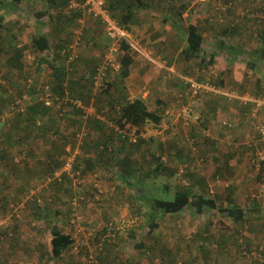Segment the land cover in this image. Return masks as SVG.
Returning a JSON list of instances; mask_svg holds the SVG:
<instances>
[{
  "label": "rangeland",
  "instance_id": "rangeland-1",
  "mask_svg": "<svg viewBox=\"0 0 264 264\" xmlns=\"http://www.w3.org/2000/svg\"><path fill=\"white\" fill-rule=\"evenodd\" d=\"M78 2L70 9L60 0H0L10 29L0 31V117L36 131L28 145L0 146L9 155L0 161V264H243L247 255L238 244L244 251L249 245L264 264V178L253 164L264 152L258 128L264 130V0H142L137 21L124 30L135 59L124 82L120 40H110L107 24ZM35 9L45 18L39 21ZM193 20L204 36L203 54L185 62L180 54ZM40 31L51 49L37 55L67 71L64 99L44 92L53 73L47 63L36 71L32 51L16 59L25 71L7 65L6 53ZM221 41L240 52L221 50L214 64L200 62ZM70 46L74 60L61 53ZM138 97L152 110L162 99L164 120L147 123L144 142L130 133L119 151L120 103ZM34 102L49 106L37 119L44 131L29 122ZM125 156L132 176L119 161ZM159 163L162 171L155 172ZM144 187L166 199L185 191L194 201L203 195L232 202L246 218L224 230L210 227L216 210L198 213L192 204L177 214L157 211L159 226L150 231L147 218L155 210L141 197ZM55 228L74 238L61 257L52 253Z\"/></svg>",
  "mask_w": 264,
  "mask_h": 264
},
{
  "label": "trees",
  "instance_id": "trees-1",
  "mask_svg": "<svg viewBox=\"0 0 264 264\" xmlns=\"http://www.w3.org/2000/svg\"><path fill=\"white\" fill-rule=\"evenodd\" d=\"M50 1L51 3L53 2L56 3L57 0H50ZM60 1L66 2L67 5H69L67 0H60ZM141 1L142 0H110L109 5L107 4L105 9L108 12H110L111 18H114L117 21V24L120 26V28L125 30L130 24H134L137 21V16H136L137 8H138L137 3H141ZM10 6L11 3L3 5V7L5 8H9ZM3 15L2 14L0 15V29L4 25L3 21L5 20V18ZM35 15L38 17V20L40 21L42 19V16H44L45 14L44 12L42 11L40 12L38 9H35ZM116 17H119V20H117ZM5 28L8 27L5 26ZM106 34L110 40H114V38H112L109 35L108 31H106ZM186 34L187 36L185 43L187 44L185 47L182 48L180 55L185 62H191L193 60L195 61V59L200 58L201 55L203 54V43H204V36L199 31V23L197 20H193L188 25ZM116 40H120V44L118 46L120 51L122 52V56L120 59L119 76H121L120 82H124L125 78H127L131 73V66L134 63L135 59L130 52L132 46L128 42L126 37H120ZM50 47H51V41L48 35L43 31H40L39 33H36L33 36H31L29 40V45H25L22 49H17L14 52V54L11 55V58H8L6 62L7 65H9L10 67L12 66L16 68L18 72L25 71V69H27L25 65L21 63L20 60H16V59L23 55V51L25 52L32 51L36 56V59H38V65L36 66V71L40 69V66L42 64L47 63L48 68H50L53 73L54 80L52 81V85L51 87H49V90L45 89L44 92H47L51 97H53V94H55L58 96V99H64L67 96V90H68V84H66L67 71L63 67L56 66L55 63L49 61L45 57L42 56L39 57L37 55L39 53L49 51L51 49ZM217 48L219 50L216 49L215 52L211 53L208 62L206 60L202 61L201 59L200 62L214 64L217 53L221 50L226 51V53L229 55H236L238 52H240L236 48L232 46H228L224 41L219 42L217 44ZM70 51H71V46L68 49L65 48L64 50L62 49L61 53L62 54L66 53L63 56H65L66 59H68ZM263 52H264V48L262 49V53ZM57 55H60V52H58ZM223 83L224 82L220 81L221 85H223ZM187 84L189 83L187 82ZM113 85L115 84L114 83L108 84L106 90L109 91L110 88L113 87ZM37 91H39V88ZM75 101H79V99H76L73 102ZM154 103L156 104V108L153 110L148 107L146 101L141 97L135 98L132 101L124 100L123 103H120L121 106H120L119 115L116 118V125L119 127L118 130L120 131L119 135H120V140L123 142V147L120 148L119 151L125 149L128 139H130L129 138L130 133L133 132L134 134L138 135L139 142H144L145 140L144 137L142 136V133L145 131L147 123L151 122L157 126L162 123V121L164 120V114H165L164 111L167 107V104L159 97L155 99ZM79 109L80 108L77 106L78 112L80 111ZM27 112L29 113V122L34 125L35 127L34 129L37 130L40 129L41 131H44L45 128L40 127L38 125L37 119H39V117L49 114L50 112L49 106H46V104L42 102H34L31 103L30 106H27ZM95 122L97 124L96 126L100 125V123L103 124L102 121L96 118H95ZM112 141L113 140L103 143L105 152H108V149H110L109 145L110 142ZM111 151L114 153V149H112ZM2 153L3 152H0V154ZM4 155L5 154L3 153L2 157ZM2 157L0 156V159ZM119 161L121 162L122 169L125 172L124 173L125 176H132V173L135 172L136 170H133L134 168L132 167L129 158L125 156L123 157V159L120 158ZM75 167L78 168L79 164L77 163L76 166L74 165V168ZM154 170L155 172L162 171V164L159 163ZM260 174L261 175L259 176L260 178L259 181L262 182V179L264 178V162L262 163V169ZM129 183L131 184V182ZM144 190L145 191L141 193V197L148 199L149 201L146 200V202L152 205L155 210L153 212H150L149 213L150 216L148 215L147 218L150 231H153L155 228L159 226V224L156 222V217H158L160 213L177 214L182 212V210H184L186 206L192 204H195L196 211L198 213H202L207 207L209 209L216 210V212H214L210 217V223H209L210 227L224 230L229 228L231 224L237 225V223H242L244 221L243 219L246 218L245 209H242L238 206H233L232 202L229 203L222 199L204 197L203 195H200L198 197V200L194 201V198L191 197L192 193L185 191L175 192L173 196L171 197L169 196L170 198L166 199L165 197L156 196L155 192L152 189L147 190L146 187H144ZM157 211H159L158 216H157ZM52 234H53L51 239L52 253L55 257H61L63 252L69 247H71V245L74 243V238L71 234L64 233L57 228H55L52 231ZM7 235H10L9 231L8 233L7 232L4 233V237H8ZM237 246L240 247V253L243 252L244 253L243 255H247V260L244 261L243 264H261L259 260L254 258L251 249H249V245H247L248 247L246 246L247 250L245 251L239 244ZM250 254L252 255L250 256Z\"/></svg>",
  "mask_w": 264,
  "mask_h": 264
},
{
  "label": "built area",
  "instance_id": "built-area-1",
  "mask_svg": "<svg viewBox=\"0 0 264 264\" xmlns=\"http://www.w3.org/2000/svg\"><path fill=\"white\" fill-rule=\"evenodd\" d=\"M69 4L70 9H75L74 7H77L79 5L78 0H67ZM83 8L87 9V11L92 14L94 17H100L104 24H107V31L109 35L114 38L118 39L120 37H126V32L120 28V26L117 24L116 21L112 20L110 18L106 11H105V5H106V0H83ZM69 59L73 60L75 57L74 51H73V46H71V51L69 52ZM49 105V102H47ZM18 106L19 107V101H16L15 103H12L11 109L14 110V108ZM23 110V108H19L18 112ZM263 133L264 130L260 126L258 127ZM72 160L68 162L71 164ZM264 162V152L260 151L257 154V157L253 160V164L255 166V171L256 174L258 175L261 172L262 169V163Z\"/></svg>",
  "mask_w": 264,
  "mask_h": 264
},
{
  "label": "crops",
  "instance_id": "crops-1",
  "mask_svg": "<svg viewBox=\"0 0 264 264\" xmlns=\"http://www.w3.org/2000/svg\"><path fill=\"white\" fill-rule=\"evenodd\" d=\"M1 7H3V6H1ZM3 16L5 18V20L3 21V23H4V22H6L8 20V18H7V15H3ZM43 18H45V16ZM5 26L8 27V25H5ZM5 26L3 25L1 27V29H0V31L2 30L3 33H5V32H8L9 33L10 29L5 28ZM13 53L9 52V53H6V54H9L8 55L9 56L8 58H11V55H13ZM8 58L6 60H8ZM1 117H0V137L2 136V141L3 142H0V146L3 147V148H5L4 147V144H6V147H7V146L18 145V144L23 143V142H26V144L28 145L29 144L28 142H30V140H31L30 139L31 134L33 132L36 133V131H32V130L29 129V131H28L27 134H25V133H23L22 135L21 134H18L19 131L28 130V127L29 126H25L26 124H24V128L22 129L21 125H19V123L17 121H11L10 119H7L6 120L5 118L2 119ZM6 125H9V127L6 128V129H4L6 127ZM7 153H8V151L4 152L5 155L3 157H2L3 153L0 154V156L2 157L0 159V161L2 159H4V158L6 159V157L9 156V155L7 156ZM4 160H3V162H4Z\"/></svg>",
  "mask_w": 264,
  "mask_h": 264
}]
</instances>
